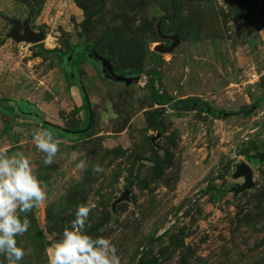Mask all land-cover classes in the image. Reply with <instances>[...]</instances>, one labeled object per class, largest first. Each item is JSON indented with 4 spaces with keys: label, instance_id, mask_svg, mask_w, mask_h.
I'll use <instances>...</instances> for the list:
<instances>
[{
    "label": "rangeland",
    "instance_id": "374dc122",
    "mask_svg": "<svg viewBox=\"0 0 264 264\" xmlns=\"http://www.w3.org/2000/svg\"><path fill=\"white\" fill-rule=\"evenodd\" d=\"M12 21L45 40L17 43ZM176 35L172 53L154 51ZM81 45L139 71V84L107 80L87 52L77 70L88 110L61 64ZM12 102L62 128L91 116V133L56 139L45 166L42 124ZM0 150L28 157L47 192L18 213L30 222L20 264H48L86 203L85 231L109 239L121 264H264V0H0ZM240 164L254 187L236 194Z\"/></svg>",
    "mask_w": 264,
    "mask_h": 264
},
{
    "label": "clouds",
    "instance_id": "9594fccd",
    "mask_svg": "<svg viewBox=\"0 0 264 264\" xmlns=\"http://www.w3.org/2000/svg\"><path fill=\"white\" fill-rule=\"evenodd\" d=\"M80 47L83 50V45ZM70 53L69 58L75 54ZM33 140L37 150L44 154L43 165H51L58 152V140L53 133L47 129L34 132ZM92 170L102 169L93 165ZM46 199L45 186L33 172L29 158L21 152L8 155L0 150V254L8 264H20L26 254L17 245L16 237L28 231L30 222L26 217L21 219L18 213H27ZM94 207L92 203L77 206L75 218L64 228L62 238L47 249L48 264H121L117 249L109 239L92 237L85 231Z\"/></svg>",
    "mask_w": 264,
    "mask_h": 264
},
{
    "label": "water",
    "instance_id": "95a60500",
    "mask_svg": "<svg viewBox=\"0 0 264 264\" xmlns=\"http://www.w3.org/2000/svg\"><path fill=\"white\" fill-rule=\"evenodd\" d=\"M11 23H12L13 28L11 32L9 33V37L12 38L17 43L25 42V43L37 44L45 40V36L43 35V33L34 32L31 29L28 21H25L23 23L19 21H12ZM21 30H22V33H20ZM167 38L173 41L171 46L165 47L163 45H158L154 48V51L160 54L172 53L176 49V47L179 45L180 38L178 35L167 37ZM83 50L89 53V57L92 60L100 63L103 76L107 80H111L119 84H125L128 87L139 84L141 80L140 76H132V74H129L128 76H126L125 74L118 73L114 69L111 60L106 59L103 55L93 50L90 45H87V46L83 45ZM91 128H92V118L90 120L89 126L84 131H90ZM62 130L66 134H74V133L80 134L81 133V131L79 130L77 132H74L72 130L65 129V128H62ZM233 177L236 180H239L242 178L244 179V183L241 186L240 191H235L236 194L238 192L251 190L254 187L253 172L246 164L238 165ZM235 190H238V189H235ZM128 197H129V193L128 192L124 193L122 197L116 201V204L127 200Z\"/></svg>",
    "mask_w": 264,
    "mask_h": 264
},
{
    "label": "trees",
    "instance_id": "16d2710c",
    "mask_svg": "<svg viewBox=\"0 0 264 264\" xmlns=\"http://www.w3.org/2000/svg\"><path fill=\"white\" fill-rule=\"evenodd\" d=\"M92 47V46H91ZM41 52L40 54L43 56L44 54V50L41 47ZM73 52H75V54L71 55V58H69L71 53L65 54L62 56V61L61 64L64 67L63 69L65 70L66 73L69 74V83L73 86V87H78L81 91V95L83 97L84 100V105L86 106V108L89 110V102H88V96L84 91V82L80 81V77H79V72L77 70L78 65H80L83 61L88 59V55L87 52H85L84 50H82V47L76 48L74 50H72ZM44 57V56H43ZM98 64V63H97ZM124 74H126L127 72H123ZM140 72L139 71H133L132 75L135 76H140ZM13 107L15 108V111L20 114V115H24L27 116L28 118H31L33 120H35L37 123H41L42 124V128L43 130L47 129L50 132L53 133V137L54 139H59L64 135H67L69 137H73V136H77L76 138L78 140H85L87 137H89L91 130L90 131H84L87 129V127L90 124V120H91V116H88V118L86 119L84 125L82 128L79 129H71V128H66L69 130H72L74 132H77L78 130L81 131L80 134H66L63 132L62 130V126L58 123H56L55 121H53L52 119H43L40 118V116L38 115H34V114H30V113H26L23 112L19 106L17 105L16 102H12ZM90 112V111H88Z\"/></svg>",
    "mask_w": 264,
    "mask_h": 264
},
{
    "label": "flooded vegetation",
    "instance_id": "af4514ba",
    "mask_svg": "<svg viewBox=\"0 0 264 264\" xmlns=\"http://www.w3.org/2000/svg\"><path fill=\"white\" fill-rule=\"evenodd\" d=\"M129 74H131V73H129ZM126 76H128V75H126Z\"/></svg>",
    "mask_w": 264,
    "mask_h": 264
}]
</instances>
